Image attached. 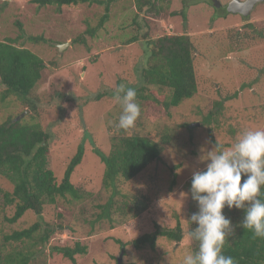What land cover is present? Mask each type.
<instances>
[{
    "label": "rangeland",
    "instance_id": "374dc122",
    "mask_svg": "<svg viewBox=\"0 0 264 264\" xmlns=\"http://www.w3.org/2000/svg\"><path fill=\"white\" fill-rule=\"evenodd\" d=\"M98 1L102 3L57 8L38 7L31 0H0V41L16 39L45 65L32 94L35 110L7 98L0 101V124L10 118L30 122L32 117L50 134L47 167L58 183L77 148L84 150L71 176L72 184L84 192L80 200L59 198L43 208L40 218L27 211L14 224L8 222L14 206H0V264L29 252V264H70L52 249L73 248L77 242L86 254L76 264H116L121 250V264H183V257L194 252L189 232L196 225L190 217L198 207L190 188L193 172L207 163L200 157L215 143L230 147L244 131L264 125V2L242 17L224 11L230 0H219L220 8L213 0H152L158 12L145 10L136 16L134 0H114L102 28L90 37L85 31L97 27L106 14L108 0ZM164 35L190 41L197 92L166 111L141 110L133 131L159 144L160 155L133 180L106 190L104 165L95 151L105 156L111 151L113 135L107 126L122 112L115 89L136 84L142 37ZM80 37L84 43L74 42ZM129 40L135 42L127 44ZM59 45L65 48L60 51ZM164 135L169 143L161 145ZM0 189L10 192L12 185L0 177ZM139 195L148 199V209L133 219L128 207L131 197ZM223 214L234 229L226 238L234 236L244 211L225 207ZM36 222L54 230L45 245H33L36 234L33 240H6ZM177 223L182 230L178 243L159 238L154 249L130 245L157 227L174 228Z\"/></svg>",
    "mask_w": 264,
    "mask_h": 264
},
{
    "label": "trees",
    "instance_id": "16d2710c",
    "mask_svg": "<svg viewBox=\"0 0 264 264\" xmlns=\"http://www.w3.org/2000/svg\"><path fill=\"white\" fill-rule=\"evenodd\" d=\"M113 1H106L105 16L97 27L87 29L85 34L93 37L102 28ZM31 2L38 7L57 8L84 3H102L98 0H31ZM134 2L138 11L136 16H140L145 10L156 13L159 10L152 0H134ZM142 39H145L142 41L143 55L135 70L137 82L130 86L136 90L137 102L141 110L150 112L153 110L151 108H160L166 111L193 97L197 92V82L190 41L185 36L178 35H164L151 40L143 36ZM31 40L36 41V38ZM84 41L83 37L74 40L77 43ZM133 42L135 40H129L127 44ZM44 68L42 60L31 51L18 46L16 39L0 41V86L3 88L0 101L15 97L30 111L35 110L36 101L32 94L41 80ZM99 99L100 95L95 100ZM29 118L30 122H26L25 119L10 118L0 124V177L12 185L10 192L0 189V206H14V213L8 219L11 224L21 219L27 211L40 218L43 208L54 205L57 199L70 196L74 200H80L84 194L71 182L72 173L83 157L82 146L77 148L58 183L53 172L47 167L51 136L42 130L39 123L34 122V118ZM115 122L107 126V130L113 135L110 153L105 156L95 151L104 165L102 186L106 190L116 189L117 186L133 180L160 155L159 144L138 136L133 128L116 131ZM261 129H264V125ZM169 139V135H164L159 143L168 144ZM147 209L148 199L144 195L131 197L128 207L131 218H137ZM41 225V222H36L27 229L7 236L6 240L23 242L33 240L36 234L37 242L33 245L43 246L52 237L54 230L48 227L43 229ZM159 238L180 242L182 230L179 223L174 228L157 227L154 232L133 239L130 245L136 250L146 246L154 249ZM197 249L198 242L193 240V251ZM52 250L70 264H76V258L86 254V247L79 242L75 243L73 248L54 247ZM223 253L233 257L237 264H264V238L255 237L250 230L239 226L234 236L226 238ZM31 256L32 252L18 253L15 257H9L6 264H29Z\"/></svg>",
    "mask_w": 264,
    "mask_h": 264
},
{
    "label": "clouds",
    "instance_id": "9594fccd",
    "mask_svg": "<svg viewBox=\"0 0 264 264\" xmlns=\"http://www.w3.org/2000/svg\"><path fill=\"white\" fill-rule=\"evenodd\" d=\"M114 99L122 108L115 130L133 128L141 115L136 90L120 84ZM200 160L207 163L203 170L192 174L190 192L198 211L190 217L196 226L189 232V238L198 242V249L189 251L183 264H237L223 253L226 237L234 231L223 209L243 210L240 226L264 238V129L244 131L227 148L215 143Z\"/></svg>",
    "mask_w": 264,
    "mask_h": 264
},
{
    "label": "water",
    "instance_id": "95a60500",
    "mask_svg": "<svg viewBox=\"0 0 264 264\" xmlns=\"http://www.w3.org/2000/svg\"><path fill=\"white\" fill-rule=\"evenodd\" d=\"M263 2L264 0H231L226 6V11L230 14H239L242 17H247L257 4ZM213 4L215 8H219L221 6L219 0H213ZM58 48L62 51V49L65 48V45H59ZM122 254L123 251L121 250V253L117 258V264H121Z\"/></svg>",
    "mask_w": 264,
    "mask_h": 264
},
{
    "label": "flooded vegetation",
    "instance_id": "af4514ba",
    "mask_svg": "<svg viewBox=\"0 0 264 264\" xmlns=\"http://www.w3.org/2000/svg\"><path fill=\"white\" fill-rule=\"evenodd\" d=\"M230 1H231V0H230ZM226 6H227V5H226ZM220 7H221V6H220ZM220 7H219V8H220ZM224 11L227 12V11H226V7H225V10H224ZM235 15L241 16V15H239V14H235Z\"/></svg>",
    "mask_w": 264,
    "mask_h": 264
}]
</instances>
